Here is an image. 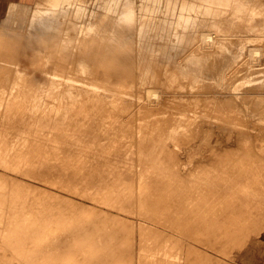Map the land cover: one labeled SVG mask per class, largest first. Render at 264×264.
Returning <instances> with one entry per match:
<instances>
[{
    "label": "rangeland",
    "instance_id": "1",
    "mask_svg": "<svg viewBox=\"0 0 264 264\" xmlns=\"http://www.w3.org/2000/svg\"><path fill=\"white\" fill-rule=\"evenodd\" d=\"M125 1L128 7L121 4ZM123 80L128 82L125 86L120 85ZM67 101L72 104L67 105ZM55 103L57 108L62 105L61 111ZM87 104L92 106L88 110ZM0 128L5 129L4 138L0 131V178L5 179H0V192L8 191V197L15 192V197L18 193L21 199L33 202L24 210L22 222L46 220L44 225H55L64 217V210L75 213L84 207L90 217L99 215L96 230L87 235L92 242L73 245V259L64 254L66 246L56 245L67 227L44 241L38 259L46 258L50 264H82L73 260L90 252H107L108 241V252L116 245L135 248L124 264H142L140 256L159 249L155 247L158 244L165 245L179 261L192 244L213 257L215 264H264V0H0ZM39 155H43L41 159ZM39 162L52 167L50 176L25 174V170L39 168ZM66 171L71 172L69 177ZM10 177L14 178L11 182ZM7 182L11 184L6 186ZM117 191H125L127 196L121 197ZM144 191L152 193L149 202L144 200ZM0 202V232L5 234L0 235L4 247L0 246V253L6 259L2 254L0 258L4 263L18 264L16 260L29 248L12 247L6 214L9 204ZM66 202H74L71 209ZM232 203L233 210L224 215L225 206ZM183 209L192 210L190 225H198L199 231H185L184 235L178 230ZM113 229L118 231V240ZM229 232L236 237L226 240Z\"/></svg>",
    "mask_w": 264,
    "mask_h": 264
},
{
    "label": "bare ground",
    "instance_id": "2",
    "mask_svg": "<svg viewBox=\"0 0 264 264\" xmlns=\"http://www.w3.org/2000/svg\"><path fill=\"white\" fill-rule=\"evenodd\" d=\"M116 1V0H115ZM182 1V0H181ZM195 1V0H194ZM107 2V1H106ZM127 1H125L124 3H121L122 5L123 4H125ZM115 3V2H114ZM113 3V4H114ZM118 3H120V1L118 2ZM117 3V5H119ZM194 3V2H193ZM108 4V3H107ZM111 5H112V2L110 3ZM129 4V2H127V5ZM196 4V3H195ZM195 4H193V5H195ZM126 5V4H125ZM125 6V7H128V6ZM130 5V4H129ZM198 5V4H197ZM133 6V5H132ZM196 6V5H195ZM210 6V5H209ZM107 8V7H106ZM193 8H194V6H193ZM122 9H125V8H122ZM115 10V9H114ZM121 10V9H120ZM185 10V9H184ZM194 10V9H193ZM118 12H119V10H117ZM117 11H116V13H117ZM124 12H125V10H123ZM123 11H122V13H123ZM187 11V10H186ZM118 14V13H117ZM119 15V14H118ZM117 15V16H118ZM122 16V15H121ZM116 17V16H115ZM118 18H119V16H118ZM122 18V17H121ZM117 21L118 20H120V19H117V18H115ZM114 19H112V21H113ZM120 21H122V19L120 20ZM120 21L119 22H116V23H118L117 25H119V23H120ZM206 35V34H205ZM208 38H209V36H208ZM205 39H207V37L205 38ZM208 40H210V39H208ZM111 69V68H110ZM99 70V69H98ZM106 71V69L105 68H101L100 69V71ZM99 71V72H100ZM104 71V72H105ZM107 71H108V69H107ZM111 73H113V72H111ZM100 75V74H99ZM102 75V74H101ZM106 75H108V74H106ZM120 75V74H119ZM119 75H117V76H119ZM96 76H98V75H96ZM95 76V77H96ZM112 76V75H111ZM113 76H115V75H113ZM104 78V77H103ZM102 78V79H103ZM113 78V77H112ZM116 79H114V80H121L120 79V77H115ZM105 79V78H104ZM110 81H113V80H111V78H110ZM126 80H123V82H120V85H124V82H125ZM109 82V81H108ZM114 82H116V81H114ZM127 82V81H126ZM128 83V82H127ZM88 84V83H87ZM126 84V83H125ZM76 85V84H75ZM103 85H105V83L103 84ZM66 86V85H65ZM86 86V85H85ZM101 86V85H100ZM106 87H108V85L106 84L105 85ZM112 86V85H111ZM125 86V85H124ZM67 87H68V85H67ZM110 87V86H109ZM85 88V87H84ZM87 88V87H86ZM93 88V87H92ZM105 88V87H104ZM120 88H122V87H120ZM70 89V88H69ZM87 89H89V88H87ZM124 89V88H123ZM83 90V89H82ZM109 90H110V88H109ZM114 90V89H113ZM119 90V89H118ZM54 91V90H53ZM56 92H57V90H55ZM59 91V90H58ZM85 91V90H84ZM106 91V90H105ZM108 91V90H107ZM117 91V90H116ZM124 91V90H123ZM63 92H64V90H63ZM79 92V90L77 91V93ZM82 92V91H81ZM110 92H112V91H110ZM117 92H119V91H117ZM122 92V91H121ZM58 93H60L61 94V90L58 92ZM83 93V92H82ZM88 93V92H87ZM90 93V92H89ZM92 93V92H91ZM99 93H101V92H99ZM99 93H97V96H98V94ZM105 93V92H104ZM120 93V92H119ZM119 93H117V94H119ZM55 94V93H54ZM113 94L115 95V92L113 91ZM90 95V94H89ZM99 95H101V94H99ZM111 95H112V93H111ZM119 95H121V94H119ZM56 96H58L57 94H56ZM61 97H62V95H60ZM63 96H65V97H67L66 96V94H64ZM82 96H84V97H86V95L84 94V95H82ZM106 96V95H105ZM104 96V97H105ZM52 97V96H51ZM59 97V96H58ZM88 97V96H87ZM87 97H86V99H87ZM99 97V96H98ZM60 98V97H59ZM79 98H80V96H79ZM93 98H95V95H94V97ZM110 98H112V97H110ZM66 99V98H65ZM65 99H62V100H65ZM73 99H75V97L73 98ZM84 99V98H83ZM82 99V100H83ZM97 99V98H96ZM107 99V98H106ZM35 100V99H34ZM46 100V99H45ZM52 100V99H51ZM58 100V99H57ZM93 100H95V99H93ZM109 100V99H108ZM115 100V99H114ZM117 100V99H116ZM119 100V99H118ZM30 101V100H29ZM32 101V100H31ZM36 101H38V99L36 100ZM49 100H48V98H47V102H48ZM74 101V100H73ZM89 101H90V98H89ZM34 101H32V103H33ZM40 102V101H39ZM42 102H44L43 100H42ZM52 102V101H51ZM51 102H48V103H51ZM63 102V101H62ZM72 101H70V102H68L67 101V105H69L68 103H71ZM83 102V101H82ZM86 102V101H85ZM106 102H107V100H106ZM114 102H116V101H114ZM30 103V102H29ZM37 103V102H36ZM54 103V102H53ZM57 103V102H56ZM55 103V104H56ZM81 103V102H80ZM109 103V102H108ZM58 104V103H57ZM57 104L55 105V107L57 108ZM63 104V103H62ZM72 104V103H71ZM78 104H79V102H78ZM36 105V104H35ZM46 105V104H45ZM73 105H74V103H73ZM88 105H90V104H87V109L86 110H88V107L89 108H91L90 106H88ZM49 106V105H48ZM47 106V108H49L50 109V107H48ZM51 106V105H50ZM54 106V105H53ZM52 106V107H53ZM62 106V105H61ZM61 106H59V108H57L58 110H60V107ZM64 106V105H63ZM76 106V105H75ZM81 106H82V104H81ZM54 107V109L56 110V108ZM65 107H66V105H65ZM70 107V106H69ZM72 107V106H71ZM77 108H78V106H76ZM84 107V106H83ZM82 107V108H83ZM23 108V107H22ZM25 108V107H24ZM39 108H40V105H39ZM43 108H45V107H43ZM61 108H63V107H61ZM67 108V107H66ZM82 108H81V110H82ZM52 109V108H51ZM74 109H76V108H74ZM74 109H72V110H70L71 112L73 111H75ZM84 109V110H85ZM95 109V108H94ZM36 110V109H35ZM41 110H43V109H40V111ZM46 110V109H45ZM53 110V109H52ZM68 110V112H69V109H67ZM78 110H80V109H78ZM80 110V111H81ZM61 111V110H60ZM62 111H64V109L62 110ZM79 111V112H80ZM48 112V111H47ZM65 112V111H64ZM83 113H84V111H82ZM81 112V113H82ZM42 113V112H41ZM62 113V112H61ZM75 113V112H74ZM78 112H76V114H77ZM43 114H44V110H43ZM53 114H55L54 112H53ZM68 113H66V115H67ZM79 114V113H78ZM31 115V114H30ZM35 115H37V114H35ZM58 116H59V114H57ZM62 116H63V113L61 114ZM71 115V114H70ZM83 115V114H82ZM94 115H96V114H94ZM107 117H109L107 114H105ZM110 115V114H109ZM32 116V115H31ZM38 116V115H37ZM53 116V115H52ZM77 116V115H76ZM79 116V115H78ZM81 116V115H80ZM85 116V115H84ZM103 116V115H102ZM111 116V115H110ZM28 117V116H27ZM30 117V116H29ZM41 117V116H40ZM46 117V116H45ZM96 117H98V116H96ZM32 118H33V116H32ZM48 118V117H47ZM53 118V117H52ZM58 118V117H57ZM61 118V117H60ZM66 118H67V120H68V117L66 116ZM77 118V117H76ZM79 118V117H78ZM24 119H26V118H24ZM28 119V118H27ZM31 119V118H30ZM34 119V118H33ZM81 119H83L82 117H81ZM80 119V120H81ZM101 119V118H100ZM102 119H105V117H103ZM109 119V118H108ZM35 120V119H34ZM36 120H37V117H36ZM43 120V119H42ZM72 120V119H71ZM71 120H69L70 122H72ZM29 121V120H28ZM82 121V120H81ZM106 121V120H105ZM125 121H126V119H125ZM181 121V120H180ZM43 122H44V120H43ZM46 122V121H45ZM64 122V121H63ZM73 122H74V120H73ZM86 122V121H85ZM84 122V123H85ZM96 122V121H95ZM99 122V121H98ZM103 122H104V120H103ZM102 122V120H101V123H103ZM109 122H110V120H109ZM114 122V121H113ZM112 122V120H111V122L110 123H113ZM26 123H28V122H26ZM31 123V122H30ZM48 123V122H47ZM53 123V122H52ZM97 123V122H96ZM106 123H107V126H108V121H106ZM115 123V122H114ZM33 124V123H32ZM68 124H69V122H68ZM81 124V123H80ZM105 124V123H104ZM127 125L126 126H128L127 128H129V125H128V123H126ZM3 125H5V124H3ZM24 125H26V124H24ZM30 125V124H29ZM35 125V124H34ZM42 125V124H41ZM51 125L52 124H50L49 123V125L48 126H50V129H51ZM70 125V124H69ZM101 125V124H100ZM100 125H98V126H100ZM7 126V125H6ZM28 125H26V127H27ZM36 126V125H35ZM34 126V127H35ZM39 126H40V124H39ZM47 126V125H46ZM72 125H70L69 127H71ZM122 126V128L124 127V125H121ZM4 127V126H3ZM3 127H2V129H3ZM13 127H15V126H13ZM17 127V126H16ZM26 127H24L25 128V130H26ZM33 127V126H32ZM31 127V128H32ZM42 127H44V126H42ZM53 127V126H52ZM73 127V126H72ZM71 127V128H72ZM101 127V126H100ZM103 127V126H102ZM104 127L105 128H103V130L105 129L106 130V126L104 125ZM23 128V127H22ZM31 128H29L30 129V131H31ZM41 128V127H40ZM99 128V127H98ZM97 128V129H98ZM7 129V128H6ZM13 129V128H12ZM33 129V128H32ZM36 129V128H35ZM34 129V130H35ZM64 129V128H63ZM66 129V128H65ZM67 129H69V128H67ZM75 129H77V127L75 128ZM74 129V130H75ZM81 129V128H80ZM96 129V128H95ZM5 130V129H4ZM4 130H2L1 131V128H0V131H1V135H2V137L4 138V135H3V131ZM9 127H8V131H6V132H9ZM15 130V129H14ZM16 130H17V128H16ZM36 130H38V129H36ZM35 130V131H36ZM40 130H42V129H40ZM62 130V129H61ZM74 130H72V131H74ZM79 130V129H78ZM85 130H86V128H85ZM123 130V129H122ZM21 131V130H20ZM28 131V130H27ZM26 131V132H27ZM33 131V130H32ZM50 131V130H49ZM84 131V130H83ZM88 131V130H87ZM11 132V131H10ZM38 132V131H37ZM41 132V131H40ZM45 132V131H44ZM66 132V131H65ZM75 133H76V131H74ZM79 132V131H78ZM100 132V131H99ZM101 132H102V130H101ZM24 133V132H23ZM30 133V132H29ZM33 133H34V131H33ZM50 133V132H49ZM54 133V132H53ZM81 133V132H80ZM121 133H122V131H121ZM14 135H16V133H13ZM36 134V133H35ZM42 134V133H41ZM44 134V133H43ZM71 134V133H70ZM87 134V133H86ZM7 135V134H6ZM30 135V134H29ZM28 135V136H29ZM47 135V134H46ZM53 135V134H52ZM56 134L54 133V136H55ZM80 135H82V133L80 134ZM11 136H12V133H11ZM20 136H22V135H20ZM27 136V137H28ZM38 136V135H37ZM39 136H41V135H39ZM91 136V135H90ZM93 136V135H92ZM8 137V136H7ZM13 137V136H12ZM36 137V136H35ZM35 137H33L34 139H35ZM41 137H43V136H41ZM41 137H39L40 139H41ZM57 136H55V138H56ZM1 138V137H0ZM24 138V137H23ZM31 138V137H30ZM30 138H28V141H29V139ZM49 138V137H48ZM61 138V137H60ZM90 138V137H89ZM25 139H27V138H25ZM25 139H23V141H25ZM33 139V140H34ZM1 140V139H0ZM43 140V139H42ZM87 140V139H86ZM103 140V139H102ZM113 140V139H112ZM3 141V140H2ZM8 141V140H7ZM10 141V140H9ZM23 141H21V142H23ZM37 141L39 142V140H36V143H37ZM48 141H49V139H48ZM47 141V142H48ZM1 142V141H0ZM6 142V141H5ZM15 142V141H14ZM30 142H31V140H30ZM43 142V141H42ZM44 142H46L45 140H44ZM47 142L45 143V144H47ZM58 142V141H57ZM85 142V141H84ZM102 142V141H101ZM112 142H114V140L112 141ZM10 143V142H9ZM17 143V142H16ZM16 143H14V145L16 144ZM26 143V142H25ZM29 143V142H28ZM27 143V144H28ZM39 143H41V142H39ZM107 143H108V141H107ZM110 143V142H109ZM6 144V143H5ZM20 144V143H19ZM30 144V143H29ZM82 144V143H81ZM86 144V143H85ZM91 144V143H90ZM111 144V143H110ZM32 145V144H31ZM34 145H36L35 143H34ZM33 145V146H34ZM51 145V144H50ZM79 145V144H78ZM88 145V144H87ZM8 146V145H7ZM16 146V145H15ZM40 146V145H39ZM38 146V144H37V146L36 147H39ZM26 147V146H25ZM41 147V146H40ZM43 147H44V145H43ZM43 147H42V149H41V151H44L43 150ZM45 147H47L46 149H49L48 148V146H45ZM106 147V146H105ZM104 147V148H105ZM59 148V147H58ZM81 148V147H80ZM22 149V148H21ZM20 149V150H21ZM25 149V148H24ZM28 149V148H27ZM33 149H36L37 150V148H35V147H33ZM32 149V150H33ZM70 149V148H69ZM77 149V148H76ZM96 149H98V148H96ZM9 150V149H8ZM16 150H17V148H16ZM19 150V149H18ZM30 150H31V148H30ZM50 150V149H49ZM99 150V149H98ZM4 151V150H3ZM23 151V150H22ZM72 151V150H71ZM75 151V150H74ZM78 151H80L79 149H78ZM77 151V152H78ZM100 151V150H99ZM99 151H98V154H99ZM1 152V151H0ZM19 152V151H18ZM33 151H31V153H32ZM38 152H39V149H38ZM76 152V151H75ZM75 152H70V153H75ZM17 153V152H16ZM20 153V152H19ZM27 153H28V150H27ZM59 153V152H58ZM87 153V152H86ZM91 153V152H90ZM93 153V152H92ZM18 154V153H17ZM16 154V155H17ZM25 154V153H24ZM40 154H42V152L40 153ZM77 154V153H76ZM101 154V153H100ZM20 155V154H19ZM27 155H29V154H27ZM26 155V156H27ZM62 155V154H61ZM70 155V154H69ZM86 157H87V155L86 154H84ZM89 155V154H88ZM21 156V155H20ZM32 156H33V153H32ZM40 156V159H41V156H43V155H39ZM82 156H83V154H82ZM104 156V155H103ZM10 157V156H9ZM29 157L30 156H28V159H29ZM73 157V156H72ZM76 157V156H75ZM80 157V156H79ZM93 157V156H92ZM3 158V157H2ZM11 158H13L14 159V157H11ZM20 158H22V157H20ZM33 158V157H32ZM50 158V157H49ZM54 158V157H53ZM61 158V157H60ZM88 158H90V155L88 156ZM39 159V160H40ZM43 159L44 158H42V161H43ZM73 159V158H72ZM77 159V158H76ZM85 159V158H84ZM96 159V158H95ZM100 159V158H99ZM10 160V159H9ZM14 160H16V159H14ZM22 160V159H21ZM20 160V161H21ZM26 160V159H25ZM31 160V159H30ZM59 160V159H58ZM90 160V159H89ZM98 160V159H97ZM35 160H33V162H34ZM47 161V160H46ZM78 161H79V159H78ZM99 161V160H98ZM101 161V160H100ZM111 161V160H110ZM41 162V161H40ZM39 162V163H40ZM54 162H55V160H54ZM107 162V161H106ZM5 163H8V161L7 162H5ZM4 163V164H5ZM14 163V162H13ZM13 163L11 164H9V166L10 165H13ZM23 163V162H22ZM21 163V164H22ZM56 163V162H55ZM79 163H81V162H79ZM99 163H101V162H99ZM105 163V162H104ZM15 164V163H14ZM21 164H20V166H21ZM29 165H30V163H28ZM41 164V163H40ZM92 164H94V163H92ZM28 165V166H29ZM51 165H53V164H51ZM80 165V164H79ZM97 165V164H96ZM101 165V164H100ZM111 165V164H110ZM112 165H114V164H112ZM116 165V164H115ZM119 165V164H118ZM47 166V165H46ZM73 166V165H72ZM94 166V165H93ZM103 166V165H102ZM117 166V165H116ZM16 167H18V164H17V166ZM67 167H69V166H67ZM89 167H90V163H89ZM118 167H120V166H118ZM21 168H22V166H21ZM30 168V167H29ZM59 168V167H58ZM74 168V167H73ZM79 168V167H78ZM110 168V167H109ZM1 169V168H0ZM18 169H20V168H18ZM31 169H33V168H31ZM31 169H28L29 171H26L25 170V174L26 175H28V172H31L32 173V175H33V173L36 175V178L38 177V178H40V177H45L46 178V175H48L49 174V176H50V174L52 173V171L50 170V169H52V167H45V165L44 166H42V164H41V166L39 167V168H35L36 170H31ZM72 169V168H71ZM53 170V169H52ZM56 170H58L57 168H56ZM65 170V169H64ZM74 170V169H73ZM89 170V169H88ZM22 171H23V169H22ZM62 171V170H61ZM72 171V170H71ZM106 171V170H105ZM110 171H111V169H110ZM116 171V170H115ZM64 172V171H63ZM67 172V171H66ZM68 172H70V171H68ZM68 172H67V176L69 177V174H68ZM112 172V171H111ZM61 173V172H60ZM71 173V172H70ZM1 174V173H0ZM3 174H5V173H3ZM2 174V175H3ZM30 174V173H29ZM66 174V173H65ZM90 174V173H89ZM8 175V174H7ZM34 175V176H35ZM62 175V174H61ZM108 175V174H107ZM114 175V174H113ZM72 176V175H71ZM4 177V176H3ZM12 177V176H11ZM10 177V178H11ZM63 177V176H62ZM84 177V176H83ZM90 177V176H89ZM100 177H101V175H100ZM110 177V176H109ZM113 177V176H112ZM45 178H44V181H45ZM47 178H50V177H47ZM70 178H72V177H70ZM78 178V177H77ZM98 178V177H97ZM111 178V177H110ZM1 179V182L2 181H4L5 179L4 178H0ZM4 179V180H3ZM8 179V178H7ZM14 179V178H13ZM12 178L11 179H9V181L11 182V180H13ZM18 179V178H17ZM17 179L15 178V180H16V182L18 183V181H17ZM76 179V178H75ZM83 179V178H82ZM89 179V178H88ZM124 179V178H123ZM19 180V179H18ZM49 180V179H48ZM73 180V179H72ZM80 180V179H79ZM90 180H91V178H90ZM101 180V179H100ZM105 180V179H104ZM104 180L102 181V182H104ZM108 180H109V178H108ZM113 180V179H112ZM111 180V181H112ZM117 180V179H116ZM51 181V180H50ZM53 181H55V179L53 180ZM53 181H52V183H53ZM60 181V180H59ZM63 181V180H62ZM78 181V180H77ZM82 181V180H81ZM100 181V182H101ZM130 181V180H129ZM134 181V180H133ZM6 182V181H5ZM5 182H4V184H5ZM20 182V181H19ZM25 183H27L26 181H24ZM57 182V181H56ZM56 182H55V184H56ZM63 182H65V181H63ZM72 182V181H71ZM90 182V181H89ZM115 182V181H114ZM29 183V182H28ZM60 183H61V181H60ZM84 183V182H83ZM83 183H80V184H83ZM96 183V182H95ZM110 183V182H109ZM126 183H127V185H128V182L126 181ZM141 183V182H140ZM11 183H9L8 184V182H7V185L6 186H8V185H10ZM20 184V183H19ZM24 184V183H23ZM42 184V183H41ZM48 184H49V182H48ZM65 184H66V182H65ZM72 184V183H71ZM144 184V183H143ZM14 185H15V183H14ZM21 185V184H20ZM33 185V184H32ZM45 185V184H44ZM51 185V184H50ZM59 185V184H58ZM60 185H62V184H60ZM63 185H64V183H63ZM62 185V186H63ZM86 185V184H85ZM87 185H88V183H87ZM97 186H99L100 187V185L99 184H96ZM102 185V184H101ZM108 185V184H107ZM106 185V186H107ZM110 185V184H109ZM131 185H132V183H131ZM135 185H136V183H135ZM5 186V185H4ZM16 187L18 186V184L17 185H15ZM52 186V185H51ZM61 186V188L62 189H64L65 190V188H63ZM65 186V185H64ZM72 186V185H71ZM81 186V185H80ZM80 186H79V188H80ZM118 186V185H117ZM122 186H123V184H122ZM2 187H3V185H2ZM75 187V186H74ZM90 187V186H89ZM93 187V186H92ZM98 187V188H99ZM109 187V186H108ZM135 186H133V188H132V193H133V189H135L134 188ZM10 188H11V186H10ZM15 187L13 186V189H14ZM18 188H19V186H18ZM66 188H68V187H66ZM83 188V187H82ZM82 188H80V189H82ZM91 188V187H90ZM96 188V187H95ZM104 188V187H103ZM126 188V187H125ZM128 188V187H127ZM142 188H143V186H142ZM3 189V188H2ZM2 189H0V191L2 190ZM7 189H9V188H7ZM6 189V190H7ZM12 189V188H11ZM89 189V188H88ZM101 189V188H100ZM104 189H106V188H104ZM119 189V188H118ZM122 189V188H121ZM130 189H131V187H130ZM130 189H129V193L131 194V191H130ZM144 189V188H143ZM220 189V188H219ZM17 190H19V189H17ZM74 190V189H73ZM77 191H78V189H76ZM95 190V189H94ZM94 190H91V191H94ZM99 190V189H98ZM103 190V189H102ZM106 190H109V189H106ZM105 190V191H106ZM123 190H124V186H123ZM126 190H128V189H126ZM218 190V189H217ZM70 191H71V189H70ZM80 191V190H79ZM87 191V190H86ZM85 191V192H86ZM96 191V190H95ZM104 191V192H105ZM110 191H113V190H110ZM109 191V192H110ZM116 191V190H115ZM120 191V190H119ZM119 191H117V192H119ZM146 191H147V189H146ZM4 192H5V190H4ZM10 192H11V190H9V195H10ZM74 192V191H73ZM85 192H84V195H85ZM100 192V191H99ZM102 193V194H104L105 195V193ZM107 192V191H106ZM116 192V193H117ZM127 192V191H126ZM137 192V191H136ZM214 192V191H213ZM6 193L8 194V191H6ZM6 193H1L0 192V199H2L4 202L6 201V202H8L7 204H9L8 206H9V208H8V210H7V217H8V230L10 231V234L8 235V240H9V242L13 245H10V246H12L13 248H14V246H16L17 248H25L24 247V245H26V247H28L29 248V251H27L28 253H26V255H24L22 258H20V260H19V258H18V260H16L17 262H18V264H50L49 262L50 261H46V260H44V259H46V258H44L43 260L40 258V259H38L37 258V256H40V254L42 253V247H40L41 245L43 246V244H44V241L48 238L49 239V237L51 236V235H57V234H59V232L62 230V228L64 227V228H66L67 227V230H66V232L64 233V237L62 238V239H60V240H58V243L56 244L57 246H66L65 247V249H67V250H65V253L64 254H66L67 256H68V258H69V260L73 257V255H72V250L71 249H73V245H75V246H80V245H84V244H89V243H91L92 241L90 240V238H89V236L87 237V235H90V234H88L91 230H94L93 228L96 226V224H97V222H95V219H96V217L97 216H99V215H97V216H95L94 218H92V217H90L89 215H90V213L88 212V211H83L84 209H86L84 206H85V204H84V209H81V211H79V212H75V213H71V212H69V213H67V212H65V210H64V212H62L63 214H64V217H60V220H59V222L57 221V223H55V225H50V224H46V225H44L45 224V221L43 220V222H41L40 220V222L38 223V222H22V220H23V217H24V210H27V206H30L32 203H29V201H28V199L27 198H22L21 199V196L17 193L16 194V197H15V192H12L13 193V197H15V200H13L12 198L10 199V196L8 197V196H6L7 194ZM72 193V192H71ZM87 193V192H86ZM98 193V192H97ZM101 193V192H100ZM111 193V192H110ZM124 194H126L125 193V191L123 192ZM144 193H145V191H144ZM74 194V193H73ZM76 194H77V192H76ZM112 194V193H111ZM114 194V193H113ZM119 195H121V197H123V195L124 194H122V191H121V194H120V192L118 193ZM134 194H135V192H134ZM138 194V193H137ZM219 194V193H218ZM217 194V195H218ZM100 194L98 193V196H99ZM104 195H102L103 197H104ZM133 195V194H132ZM211 195H212V193H211ZM11 196V197H12ZM78 196V195H77ZM106 196V195H105ZM116 196V198H117V195H115ZM114 196V197H115ZM126 196H127V194H126ZM129 196V195H128ZM137 196V195H136ZM151 196H152V193H145L144 194V200L145 201H150L151 200ZM100 197V196H99ZM119 197V196H118ZM125 197V196H124ZM133 198L135 197V196H132ZM131 197V198H132ZM215 197H216V195H215ZM17 198V199H16ZM96 198H98V197H96ZM108 198V197H107ZM115 198V199H116ZM136 198V197H135ZM219 198H220V196H219ZM226 198V197H225ZM23 199H26V201L25 200H23ZM103 198H101V200H102ZM104 199H105V197H104ZM109 199V198H108ZM113 197H112V200H115ZM121 199V198H120ZM125 200H126V197L124 198ZM123 199V200H124ZM213 199V198H212ZM11 200L13 201V206H10V203H11ZM62 200V199H61ZM118 200H119V198H118ZM122 200V199H121ZM120 200V201H121ZM140 200V199H139ZM215 200H216V198H215ZM19 201V203H21L20 205H18V202ZM65 201V200H64ZM67 201H68V199H67ZM70 201V200H69ZM97 201V200H96ZM104 201V200H103ZM105 201H107L108 203H109V201H111V200H105ZM119 201V202H120ZM227 201V200H226ZM4 202H2V204L4 203ZM115 202V201H114ZM122 202V201H121ZM125 202H127L126 204H129L128 203V200H126ZM134 202H136V199H135V201H133V203ZM1 203V202H0ZM35 204H36V202H34ZM45 203V202H44ZM65 203V202H64ZM63 203V204H64ZM67 203V202H66ZM69 203V202H68ZM67 203V204H68ZM74 203V202H73ZM72 203V204H73ZM113 203V202H112ZM116 203H117V201H116ZM116 203H114V204H116ZM124 203V202H123ZM71 204V205H72ZM111 204V203H110ZM113 204V205H114ZM119 204V203H118ZM135 204V203H134ZM226 204V203H225ZM5 205H6V203H5ZM44 205V204H43ZM46 205V204H45ZM65 205V204H64ZM71 205H69L68 204V207L69 206H71ZM120 205V204H119ZM125 205V204H124ZM130 205V204H129ZM133 204L131 203V206H132ZM143 205V204H142ZM2 206V205H1ZM98 206V205H97ZM100 206V205H99ZM135 206H136V204H135ZM199 206V205H198ZM225 206V205H224ZM4 207V206H3ZM6 207V206H5ZM4 207V208H5ZM42 207H45V206H42ZM56 207V206H55ZM64 207V206H63ZM78 207H79V204H78ZM82 206H81V208H83ZM102 207V206H101ZM100 207V208H101ZM105 207V206H104ZM116 207V206H115ZM117 207H119V206H117ZM201 207V206H200ZM226 207V212H223L224 213V215H226L225 213H231V210H233V203L232 204H230V205H226L225 206ZM3 208V209H4ZM32 208V207H31ZM70 208V207H69ZM87 208H88V205H87ZM94 208V207H93ZM92 208V209H93ZM96 208V207H95ZM108 208V207H107ZM121 208V207H120ZM128 208H130L129 206H128ZM135 208V207H134ZM138 208V207H137ZM6 209H7V207H6ZM5 209V210H6ZM30 209V208H29ZM28 209V210H29ZM37 209V208H36ZM47 209V208H46ZM46 209H45V211H46ZM71 209V208H70ZM99 209V208H98ZM115 209V208H114ZM31 210V209H30ZM49 210V209H48ZM56 210V209H55ZM75 210V209H74ZM77 210V209H76ZM118 210V209H117ZM123 210H124V208H123ZM130 210H132L131 208H130ZM198 210V209H197ZM66 211H67V209H66ZM68 211H70L69 209H68ZM92 211V210H91ZM90 211V212H91ZM104 211V210H103ZM6 212V211H5ZM102 212V211H101ZM107 212V211H106ZM109 212V211H108ZM108 212H107V214H108ZM4 213V212H3ZM29 213V212H28ZM27 213V214H28ZM32 213V212H31ZM30 213V214H31ZM105 212H103V214H104ZM192 210H186V209H183L182 210V214H181V217H180V222L177 224V227H178V230L181 232V233H183L184 235H185V231H188L189 233H191V234H193L194 232H197V231H199L198 230V225L197 226H195L196 228H194V227H192L191 225H190V223H192V222H190V219H191V216H192ZM200 213H201V211H200ZM232 213H235L234 211L232 212ZM44 214V213H43ZM43 214H42V216H40V218L41 217H43ZM46 214V213H45ZM48 214H50V213H48ZM101 214L102 213H100V217H102L101 216ZM111 214H112V212H111ZM111 214H110V216H111ZM236 214H240L239 212H236ZM2 215V213L0 214V216ZM5 215V214H4ZM114 215H116V214H114ZM120 215V214H119ZM198 216H200L199 214H197ZM233 215V214H232ZM58 216H60V215H58ZM62 216V215H61ZM109 216V217H110ZM113 216V215H112ZM117 216V215H116ZM201 216H203L202 214H201ZM4 217H6V216H3V218ZM6 217V218H7ZM27 217H29V216H27ZM47 217V216H46ZM49 217V216H48ZM48 217L46 218V219H48ZM53 217V216H52ZM109 217L107 218V219H109ZM118 217V216H117ZM121 217V216H120ZM195 217V216H194ZM6 218L4 219L5 221H6ZM51 217H49V219H50ZM57 218V217H56ZM106 218V217H105ZM114 218H116L115 216H114ZM122 218V217H121ZM124 218V217H123ZM201 218V217H200ZM34 219V218H33ZM37 219H38V217H37ZM59 219V218H58ZM104 218H102V220H103ZM193 219H197V218H193ZM193 219H192V221H193ZM231 220H232V218H230ZM0 220H3L1 217H0ZM51 220V219H50ZM53 220V219H52ZM51 220V221H52ZM98 220V219H97ZM115 220V219H114ZM113 220V221H114ZM204 220V219H203ZM34 221H35V219H34ZM116 221V220H115ZM198 221V220H197ZM202 221V220H201ZM200 221V222H201ZM3 222V221H2ZM7 222V221H6ZM5 222V223H6ZM48 222V221H47ZM105 222H107V220L105 219ZM122 222V221H121ZM0 223H1V221H0ZM3 224V225H6V224ZM35 223H38V225L37 226H34L35 225ZM49 223V222H48ZM102 223V222H101ZM110 223V222H109ZM115 223V222H114ZM113 223V224H114ZM203 223H205V221H203ZM105 224V223H104ZM108 224V223H107ZM197 224V223H196ZM208 224V223H207ZM214 224V223H213ZM0 225H2V223L0 224ZM109 225V224H108ZM112 225V224H111ZM199 225H201V224H199ZM220 225V224H219ZM110 226V225H109ZM204 226V224L201 226V227H203ZM209 226V225H208ZM97 227V226H96ZM95 227V228H96ZM105 227V226H104ZM113 227H115V226H113ZM198 227V228H197ZM200 227V228H201ZM216 227H218V225L216 226ZM220 227V226H219ZM249 227V226H248ZM248 227H247V229H248ZM4 228H5V226H4ZM106 228V227H105ZM204 228H206V226L204 227ZM203 228V229H204ZM98 229V228H97ZM119 229H121V228H119ZM207 229V228H206ZM251 229V228H250ZM1 230V229H0ZM96 230V229H95ZM94 230V231H95ZM110 230V229H109ZM114 231H113V235H116V237L118 236L117 234H118V231H116L115 229H113ZM94 231H93V233H94ZM212 231H214V230H212ZM99 232V231H98ZM107 232V231H106ZM123 232V231H122ZM125 232V231H124ZM1 233V232H0ZM111 233H112V231H111ZM126 233V232H125ZM124 233V234H125ZM61 234V233H60ZM120 234H121V232H120ZM127 234H128V232H127ZM127 234L125 235V236H127ZM0 235H2V233L0 234ZM99 235V234H98ZM112 235V236H113ZM187 235V234H186ZM2 236H5V234H4V232H3V235ZM2 236H0V237H2ZM58 236V235H57ZM106 236H108V235H106ZM111 236V237H112ZM122 236H124V235H122ZM150 236V235H149ZM93 238H94V236H92ZM105 237V236H104ZM128 237V236H127ZM148 237V236H147ZM146 236H145V239L147 238ZM151 237V236H150ZM149 237V238H150ZM184 237V236H183ZM195 237V236H194ZM197 238H198V236H196ZM213 237V236H212ZM236 236L235 235H233V234H231V232H229V235L225 238L226 240H229V239H232V238H235ZM56 238V237H55ZM88 238V239H87ZM102 238V237H101ZM114 238H115V236H114ZM118 238H119V236L117 237V240H118ZM148 238V239H149ZM197 238L195 239L196 241H197ZM5 239V238H4ZM4 239H2V240H4ZM47 239V240H48ZM125 239H126V237H125ZM143 239H144V237H143ZM209 239V238H208ZM7 240V241H8ZM93 240V239H92ZM103 240V239H102ZM110 240V239H109ZM122 240V239H121ZM194 240V241H195ZM1 241V240H0ZM4 241H6V240H4ZM53 241V240H52ZM87 241H89V242H87ZM113 240H111V242H112ZM145 241V240H144ZM193 241V242H194ZM209 240H207V244H211L210 242H208ZM3 242V241H2ZM2 242H1V244H0V246L1 245H3L2 244ZM9 242H7V244L9 243ZM57 242V241H56ZM55 242V243H56ZM99 241H96V243H98ZM117 242V241H116ZM48 242H46V244H47ZM105 243V242H104ZM104 243H102V244H104ZM113 243H114V241H113ZM112 243V244H113ZM196 243V242H195ZM95 244V243H94ZM143 244V243H142ZM146 244V243H145ZM149 244V243H148ZM206 244V243H205ZM6 245V244H5ZM107 245V246H106ZM111 243H109L108 241L106 242V244H105V247H106V250H107V252L105 251V253H101V254H97V253H92V252H88L89 254H85L84 256H83V258L81 259V258H77V259H75V260H73L74 262L76 261V263H79L78 261H80L82 264H86L87 262L88 263H94V264H124V260H126L129 256L132 258V256H131V254L133 253V251H135V250H133V249H135V248H130L129 247V249H126L123 245V247H121V245H119L120 247H118L117 245V247L116 246H114V248L115 249H113V250H111L110 249V251L108 252V250H109V248H111ZM213 245H215V244H212L211 246H213ZM46 246H49V245H46ZM53 246H54V244H53ZM78 246V247H79ZM85 246V245H84ZM102 246V245H101ZM144 246V245H143ZM146 246H147V244H146ZM145 246V247H146ZM151 246H154V244L153 245H151ZM203 246V245H202ZM2 247V246H1ZM11 247V248H12ZM86 247H87V245H86ZM91 247V246H90ZM95 247H97V246H95ZM104 247V248H105ZM140 247H141V245H140ZM155 247H158L159 249H157V250H153V251H150V252H148L147 254H144L143 256H140L142 259V261H143V263L142 264H215L216 262V260L213 258V257H211V256H208V254H204L203 252H201V250H198V249H196V248H194L195 247V245H192V244H188L187 245V250H186V255H185V257L183 258L184 259V261H183V259H182V261H179L178 260V256L176 255H174V253H172V254H170L168 251H166L167 249H166V247H165V245H157V246H155ZM2 248H4V247H2ZM9 248V247H8ZM45 248H47V247H45ZM63 248V247H62ZM75 248V247H74ZM112 248H113V246H112ZM16 249V248H15ZM22 249V250H23ZM79 249V248H78ZM102 249H103V247H102ZM119 249V250H118ZM4 250V249H3ZM5 250H6V247H5ZM4 250V251H5ZM18 250V249H17ZM22 250H19V251H22ZM25 250V249H24ZM74 250V249H73ZM84 250V249H83ZM87 250H88V248H87ZM98 250V249H97ZM133 250V251H132ZM7 251H9V253H10V250H8L7 249ZM5 252V253H8V252ZM51 251H52V249H51ZM79 251V250H78ZM85 251V250H84ZM94 251V250H93ZM102 251V250H101ZM203 251V250H202ZM259 251V250H258ZM12 252V254L14 253V251H11ZM41 252V253H40ZM74 252V251H73ZM115 252H119V255L117 256V255H114V253ZM260 252V251H259ZM4 253V254H5ZM8 253V256L11 254H9ZM21 253V252H20ZM48 253V252H47ZM248 253H249V251H248ZM0 254H2V253H0ZM63 254V253H62ZM63 254V255H64ZM76 254V253H75ZM116 254V253H115ZM121 254V255H120ZM178 254V253H177ZM184 254V253H183ZM6 255V254H5ZM17 255V254H16ZM43 255V254H42ZM45 255H47V254H45ZM63 255H61L60 257H62ZM136 255V254H135ZM1 256H3V254L1 255ZM67 256H65V258H67ZM174 256H175V258H174ZM179 256H180V254H179ZM4 257V259H6L5 258V256H3ZM3 257H2V259H3ZM12 257V256H11ZM11 257H8V258H11ZM14 257V256H13ZM44 257V256H43ZM50 257V256H49ZM55 257V256H54ZM71 257V258H70ZM241 258H243L242 256H240ZM16 258H17V256H16ZM52 258V257H51ZM64 258V259H65ZM76 258V257H75ZM181 258V257H180ZM14 259H15V257H14ZM14 259H10L11 261H13ZM73 259V258H72ZM9 259H8V261H10ZM48 260V259H47ZM129 260V259H128ZM130 260H132V259H130ZM133 260H135V259H133ZM140 260V259H139ZM2 260H1V258H0V262H1ZM4 262H5V260H3ZM2 261V263L1 264H7V263H4ZM7 261V262H8ZM15 261V260H14ZM51 261H52V259H51ZM62 261V260H61ZM67 262H68V260H66ZM174 261H178V263L177 262H174ZM58 262V261H57ZM70 262V261H69ZM127 262V261H126ZM125 262V263H126ZM129 262H131V261H129ZM135 262V261H134ZM141 262V261H140ZM11 264V262H8V264ZM54 263H55V261H54ZM59 263H60V261H59ZM58 263V264H59ZM73 264V263H72ZM132 264V263H131Z\"/></svg>",
    "mask_w": 264,
    "mask_h": 264
}]
</instances>
